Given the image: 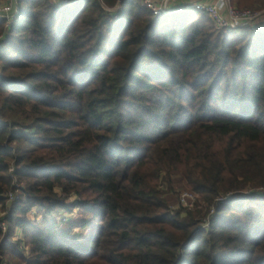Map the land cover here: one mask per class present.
Returning a JSON list of instances; mask_svg holds the SVG:
<instances>
[{"label":"trees","instance_id":"1","mask_svg":"<svg viewBox=\"0 0 264 264\" xmlns=\"http://www.w3.org/2000/svg\"><path fill=\"white\" fill-rule=\"evenodd\" d=\"M17 2L0 18V264H264V32L142 0ZM175 183L194 210L168 202Z\"/></svg>","mask_w":264,"mask_h":264},{"label":"built area","instance_id":"2","mask_svg":"<svg viewBox=\"0 0 264 264\" xmlns=\"http://www.w3.org/2000/svg\"><path fill=\"white\" fill-rule=\"evenodd\" d=\"M54 3L60 4L67 0H53ZM145 8L153 12L154 15H166L172 13H178L181 9L193 10L196 12L204 13L211 19L214 26L218 30H225L232 33H242L246 30H252L254 32H264V10L255 9H239L231 0H142ZM13 4L6 8H1L0 0V18L7 21V27L10 26L13 17L17 14L19 8L17 5L14 16H12ZM4 37H0V47L2 46ZM13 171V169H12ZM18 187V185H17ZM264 191V190H263ZM261 191V192H263ZM260 192V193H261ZM229 195L226 199L233 197ZM11 201L18 198L13 193L9 194ZM226 199H220L218 202ZM197 198L194 193H182L180 195V206L187 210H194L196 207ZM215 206L211 208L210 215L203 223V228L210 226L211 218L215 215ZM34 212H32V215ZM1 228L4 232L7 231V225L1 224ZM19 240H23L20 236H17ZM2 264H6L4 261Z\"/></svg>","mask_w":264,"mask_h":264},{"label":"rangeland","instance_id":"3","mask_svg":"<svg viewBox=\"0 0 264 264\" xmlns=\"http://www.w3.org/2000/svg\"><path fill=\"white\" fill-rule=\"evenodd\" d=\"M11 4H13V6H14L13 10L11 12L12 16H14L17 5H18L17 0H1V8L2 9L11 6ZM15 6H16V8H15ZM255 10H257V9H255ZM257 190L259 192H261L264 190V188H258ZM182 193H192V192L190 190L183 189V187L181 185H179L178 183H175L173 192L172 193L170 192L169 195H167V200L174 209H179L181 207L179 204H180V195ZM261 193H264V191ZM196 198H197V203H198V196H196ZM34 214H36L35 211H34ZM29 217L31 219H33L32 215H29ZM55 217H57V221H59V225H58L59 228L64 229V228L69 226V223L79 219L78 209H76L72 214L60 212L58 215L55 214ZM38 220H41V218L38 217ZM87 234H88V231L82 227L76 226L73 229V236L80 241L85 240V238L87 237ZM16 239L19 240L18 237ZM6 264H14V263L9 261L8 259H6Z\"/></svg>","mask_w":264,"mask_h":264},{"label":"crops","instance_id":"4","mask_svg":"<svg viewBox=\"0 0 264 264\" xmlns=\"http://www.w3.org/2000/svg\"><path fill=\"white\" fill-rule=\"evenodd\" d=\"M17 235H19V236H20V232H18V233H17Z\"/></svg>","mask_w":264,"mask_h":264},{"label":"water","instance_id":"5","mask_svg":"<svg viewBox=\"0 0 264 264\" xmlns=\"http://www.w3.org/2000/svg\"><path fill=\"white\" fill-rule=\"evenodd\" d=\"M117 8H119V6Z\"/></svg>","mask_w":264,"mask_h":264}]
</instances>
